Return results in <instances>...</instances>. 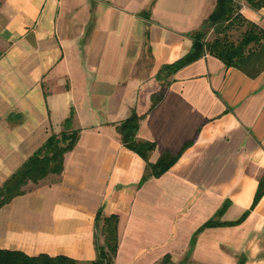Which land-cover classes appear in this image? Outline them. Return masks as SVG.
I'll return each mask as SVG.
<instances>
[{"label":"crops","instance_id":"crops-1","mask_svg":"<svg viewBox=\"0 0 264 264\" xmlns=\"http://www.w3.org/2000/svg\"><path fill=\"white\" fill-rule=\"evenodd\" d=\"M216 1L0 0V187L71 111L79 130L62 173L0 209V250L92 262L101 211L118 217L114 264H264V71L206 54L149 110L159 69L189 52ZM236 4L264 30V9ZM132 110L150 164L182 150L159 177L120 141Z\"/></svg>","mask_w":264,"mask_h":264},{"label":"trees","instance_id":"trees-1","mask_svg":"<svg viewBox=\"0 0 264 264\" xmlns=\"http://www.w3.org/2000/svg\"><path fill=\"white\" fill-rule=\"evenodd\" d=\"M253 10L264 9V0H245ZM204 28L212 31L213 37L207 39ZM240 32L237 42L231 40L230 33ZM192 46L189 52L173 64L162 66L157 75L159 90L150 96L154 109L162 100L164 88L169 84L170 77L180 68L210 55L220 60L226 67L239 70L247 77L254 79L264 71V30L247 21L240 13L236 0H217L208 18L203 22L202 29L191 35ZM144 116L132 110L129 116L117 127L122 145L138 155L146 164V176L159 177L168 171L182 153L166 152L154 164L148 162L149 155L154 151L155 144L137 141L136 133ZM74 112L71 111L63 122V130L52 134L46 142L30 156L22 166L12 174L0 187V209L8 205L14 198L24 195L29 184L36 186L50 175L58 176L63 171L65 154L76 145L79 130L72 128ZM186 144L183 150L188 146ZM264 193V178L260 181L254 198V204ZM219 225L214 221L206 223L201 229ZM118 217H105L101 211L95 216V252L96 259L92 262H77L67 257H48L40 255L29 257L18 251L0 250V264H114L118 248ZM102 237V243L99 242ZM194 243V238L192 244ZM170 260L169 256L163 261Z\"/></svg>","mask_w":264,"mask_h":264},{"label":"rangeland","instance_id":"rangeland-1","mask_svg":"<svg viewBox=\"0 0 264 264\" xmlns=\"http://www.w3.org/2000/svg\"><path fill=\"white\" fill-rule=\"evenodd\" d=\"M204 31L207 33V39L211 40L213 37L212 31L209 30L208 28H204ZM230 36L233 42H237L240 38V32L233 31L230 33ZM160 264H189V263H186L184 261L183 262H172L171 260H168V261L161 262Z\"/></svg>","mask_w":264,"mask_h":264}]
</instances>
